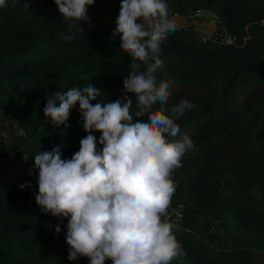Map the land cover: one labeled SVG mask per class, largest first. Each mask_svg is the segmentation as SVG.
<instances>
[{"label": "trees", "instance_id": "16d2710c", "mask_svg": "<svg viewBox=\"0 0 264 264\" xmlns=\"http://www.w3.org/2000/svg\"><path fill=\"white\" fill-rule=\"evenodd\" d=\"M25 2L0 9V116H16L24 131L22 145L0 140V264H89L87 257L67 259V219L40 211L37 174L29 171L39 151L60 145L62 159L71 158L86 135L78 103L68 127L45 119L46 94L90 83L101 92L93 104L122 94L132 58L112 35L121 0H95L88 7L90 21L71 30L54 0H27L28 9ZM166 2L172 14L204 10L215 20L210 34L192 23L162 44L174 81L168 105L182 98L195 105L177 120L194 148L173 174L170 207L182 203L184 214L171 220L178 222L174 234L186 255L172 264H256L252 250L264 255V0ZM93 134L98 140L100 133ZM228 175L232 184L223 188ZM26 181L31 188L21 189ZM198 214L215 218L235 246L217 247L189 229Z\"/></svg>", "mask_w": 264, "mask_h": 264}, {"label": "clouds", "instance_id": "9594fccd", "mask_svg": "<svg viewBox=\"0 0 264 264\" xmlns=\"http://www.w3.org/2000/svg\"><path fill=\"white\" fill-rule=\"evenodd\" d=\"M94 2L54 0L70 30L90 21L88 7ZM16 4L0 0V9ZM24 7L29 8L27 0ZM177 27L166 0H121L112 35L132 58L122 94L93 104L101 92L90 83L45 96L46 120L68 127L70 110L78 103L86 133L71 158L62 159L61 146L53 145L36 153L29 171L37 174L34 195L40 211L61 222L67 219L70 261L87 257L89 264H172L186 255L174 234L178 222L166 219L176 190L173 174L194 148L177 123L194 103L182 98L167 107L174 81L162 58V44ZM95 132L100 133L98 140ZM19 187L31 188V182ZM60 231L58 223L55 232Z\"/></svg>", "mask_w": 264, "mask_h": 264}, {"label": "rangeland", "instance_id": "374dc122", "mask_svg": "<svg viewBox=\"0 0 264 264\" xmlns=\"http://www.w3.org/2000/svg\"><path fill=\"white\" fill-rule=\"evenodd\" d=\"M213 18V17H212ZM174 19L177 22L178 27L185 26V24L190 25L192 23H186L189 21H186L181 15L175 14ZM198 21V20H196ZM213 21L215 23V20L213 18ZM177 27V28H178ZM203 27V28H202ZM209 26H204L203 24L199 27L198 31L203 32L205 29L209 31ZM214 29V28H213ZM205 30V32H206ZM213 31V30H212ZM210 31V33L212 32ZM209 33V34H210ZM229 35V34H228ZM228 35L226 37H228ZM169 109H171V105H167ZM2 121H5L9 129L15 130L6 119H3V117L0 116V137L6 135V131L2 127ZM14 126V124H13ZM16 133H19L22 136V132L20 130H15ZM11 154V151L8 152V155ZM232 184L230 176L228 175L222 183L223 188H227ZM189 229H191L195 234L202 237L203 239L207 240L212 245H215L217 247H231L235 246V243L233 242L232 238L225 232L221 231L219 228L218 221L210 216H206L203 214L194 215L190 222H189ZM252 257L256 264H264V255L261 253H258L256 249L252 250Z\"/></svg>", "mask_w": 264, "mask_h": 264}, {"label": "crops", "instance_id": "0c3cea01", "mask_svg": "<svg viewBox=\"0 0 264 264\" xmlns=\"http://www.w3.org/2000/svg\"><path fill=\"white\" fill-rule=\"evenodd\" d=\"M186 21V23H193V24H197L199 26H201L202 24L204 26H209V31H207L206 29V33L209 34L210 31L213 30V28H215V23L213 21L212 15L211 13L207 12V11H203L202 14H200L199 16H195L193 15H188V16H182ZM198 20V21H196ZM203 28V27H202ZM204 30V31H205ZM2 127L4 128V130L6 131V135L0 137V140H2L3 142H5L6 144H16V145H22L23 143V136H21L19 133H16L15 130L9 129V127L7 126V124L5 123V121H2Z\"/></svg>", "mask_w": 264, "mask_h": 264}, {"label": "built area", "instance_id": "2783aa9c", "mask_svg": "<svg viewBox=\"0 0 264 264\" xmlns=\"http://www.w3.org/2000/svg\"><path fill=\"white\" fill-rule=\"evenodd\" d=\"M203 11L204 10H198L197 12L194 13V15L199 16L200 14H202ZM175 14H178V13H174V15ZM199 27H200L199 25L194 24L193 29L198 31ZM184 28H189V25L185 24ZM203 32H205V31H203ZM226 38L230 42L234 40V36H232V35H228V37H226ZM5 119L15 130H20L22 132V135L24 134V131L22 129L18 128V119L16 118V116L10 115ZM13 124H14V126H13ZM183 214H184V205L182 203H177L176 205L169 207L168 217H166V219H170V220L175 219V220L180 221L183 217Z\"/></svg>", "mask_w": 264, "mask_h": 264}]
</instances>
